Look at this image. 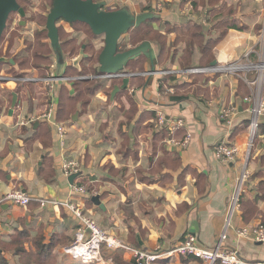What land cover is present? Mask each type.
Here are the masks:
<instances>
[{"label": "crops", "instance_id": "1", "mask_svg": "<svg viewBox=\"0 0 264 264\" xmlns=\"http://www.w3.org/2000/svg\"><path fill=\"white\" fill-rule=\"evenodd\" d=\"M104 1L109 10H114L110 7L114 0ZM145 1L152 2L151 12L159 16L158 20L150 23L151 26L166 37L165 53L161 61L158 60V45L150 43L156 54L158 72L179 69L173 60L179 58L186 48V37L182 32L189 26L201 28V36H198L200 45L216 40L220 34L218 27H225L229 23L237 26L236 29L230 27L214 46L212 54L216 64L239 60L248 50L260 51L262 25L259 18L264 0H241V5L239 2L233 5L230 3L232 0H192L198 6L191 3L190 8L185 6L188 0H181L183 5H179L178 0H173L172 4L171 0ZM162 2L170 5H163ZM238 6L243 8L240 15L249 18L250 23L238 22L240 18L234 10L239 11ZM223 8L230 10L228 16L218 18L217 12ZM129 10L138 15L143 8L137 5L135 9ZM251 12H255L253 17H250ZM164 24L174 29L166 34ZM99 44L96 43V48L101 47ZM21 45L17 53L23 50V41ZM17 53L14 51V54ZM199 53V48H195L194 62L197 64H200ZM251 59L255 60L256 55ZM72 61L69 63L71 66ZM143 68V72L148 71L147 61ZM52 69L56 71L54 63L47 75ZM26 72L24 74L39 75L36 71ZM6 73L5 68L0 71V75L11 76ZM188 77L169 79L159 74L140 76L145 82L142 86L138 84L139 78L129 81L126 97L134 100L137 113L125 131L126 137L123 138L114 130L113 140L120 147V153L115 152V147L106 150L103 141H107L108 136H103V141L99 139V133L92 126L95 123L87 122V117L80 116L81 106L76 110L77 121L72 126L63 123V145L55 128L45 122L34 121L30 126L21 125L20 129H16L14 119H19V125L20 121L25 120L20 115L24 113L25 102L30 97L27 88L29 84L16 85L11 81L1 83L0 197L10 191H21L35 202L42 199L76 204L86 216L97 221L101 229L129 247L146 252H154L159 247L167 249L175 246L187 235L197 237L206 248H213L225 228L228 204L245 165L249 113L243 99L251 90L232 77L206 76L194 80ZM160 80L163 81L162 90H158ZM31 86H39L48 102L42 86ZM18 87L22 89L16 93ZM59 93L60 85L54 91V118ZM123 93L115 99L124 100ZM13 94L16 95V104L10 116L8 95L13 99ZM96 96L101 100L99 103H108L104 93L98 92ZM115 99L109 103L117 106ZM122 106H117L118 110H127L128 101L127 105ZM222 106L236 107L230 125L221 123L218 118ZM159 113L163 114L164 126L168 128L175 121L181 120L184 126L180 132L190 136L188 144L181 149L170 146L167 139L163 141L165 150L178 153L179 164L176 168L159 166L164 153L153 151L152 139L156 130L150 126L156 123L152 116ZM27 115L30 116V112ZM120 121L122 114L118 123ZM260 124H264V117ZM44 129L47 130V142L51 143L47 148L42 145ZM180 132L178 137L171 139L181 141L183 138L180 139ZM258 134V139L264 136V133ZM222 140L234 144L239 150L230 162H221L216 158L215 146ZM263 156L262 145V149L257 148V156L246 162L249 179L242 195L241 210L233 217L227 233L226 246L236 250L242 259L249 262L264 261V243L239 238L237 231L264 224ZM46 157L51 159V169L54 171L50 179H44L38 174L39 168L46 166ZM71 158H77L80 168V175L73 185H69L60 171L62 162ZM106 163H110L107 168ZM76 182L80 185H76ZM79 187H84V194L75 192L74 189ZM93 197L99 198L100 206L92 202ZM76 225V218L59 206L42 208L36 204L28 207L3 205L0 207V240L9 242L16 238L23 242L25 253H29L36 252L34 242L40 238L42 251L39 257L31 260L2 250L0 256L6 264H77L64 254L65 247L74 240ZM105 255L113 259V264H133L131 256L122 251L106 252ZM156 264L206 263L194 258H172Z\"/></svg>", "mask_w": 264, "mask_h": 264}, {"label": "built area", "instance_id": "2", "mask_svg": "<svg viewBox=\"0 0 264 264\" xmlns=\"http://www.w3.org/2000/svg\"><path fill=\"white\" fill-rule=\"evenodd\" d=\"M261 45L260 51L248 50L241 59L236 61H229L210 65L205 67H194L189 69H169L159 71L157 74L163 77L180 78L190 75H204V76H221L232 77L241 81L245 86L250 88L251 93L243 99V102L248 105L249 125H248V143L245 154L251 148L252 141L258 130L261 118L264 117V31L260 37ZM256 55V59L251 57ZM136 74L117 73L116 75L96 74L86 76L65 77L62 74H56L54 69L46 76H39L36 74H23L18 77L0 75V84L4 82H13L16 85H40L44 88L48 96V102L44 112L37 118L20 121V125H29L34 121H42L54 127L63 145L65 135L64 124L58 123L54 118L55 100L54 91L56 86L64 83H73L77 80H92L108 84L111 80H122L125 77L129 79ZM139 76L150 77L156 74H149L143 72L137 74ZM236 113V107L228 106L219 108L218 118L221 123L230 125L233 115ZM158 126L165 125V118L163 114L156 115ZM184 123L177 120L171 124L169 130L176 132L183 128ZM190 140L189 134L185 135L181 141L168 139L167 142L175 149L184 148ZM239 153L238 148L234 144L222 140L215 146V155L221 162H230ZM61 173L68 178L72 174L78 173L76 164L70 160H64L60 166ZM249 179V173L246 169V162L242 173L237 180L236 189L231 197L226 214L225 228L220 235L217 243L213 248H206L201 244L197 237L187 235L175 246L167 249L162 247L157 248L154 252H146L140 249L131 248L122 241L116 239L103 229L98 224L86 216L78 205L67 202H55L40 199L37 202L40 207L45 208L49 205L59 206L68 210L78 223V228L74 234L73 242L65 247L64 254L74 262L80 264H113L111 257L106 256L105 253L122 251L131 256L134 264H156L159 261H164L172 258L186 259L194 257L202 260L206 264H264V261L249 262L240 257L236 250L230 249L226 246L227 233L231 225V221L240 208V197L244 192L245 184ZM75 192L84 194L85 190L82 187L75 188ZM34 199L21 191H10L0 197V207L3 205L15 207H27ZM237 236L246 240H251L254 243H264V224H258L254 227H244L237 231Z\"/></svg>", "mask_w": 264, "mask_h": 264}, {"label": "trees", "instance_id": "3", "mask_svg": "<svg viewBox=\"0 0 264 264\" xmlns=\"http://www.w3.org/2000/svg\"><path fill=\"white\" fill-rule=\"evenodd\" d=\"M53 2V1H52ZM194 6H198L197 4H194ZM152 9L150 6H145L142 10V12H151ZM230 10L227 8H223L220 9V11L217 12V17L221 18L222 16L226 15L228 16V12ZM154 20H158V19H153L151 21H147L143 24H141L138 28H135L131 31H129L125 38L123 39V43L119 45L118 48V52H124L130 48L136 47L139 44L143 43V42H154L158 45V60H162V57L165 53V47H166V37L164 35H162L161 33H159V30L154 29L153 26H151V22H153ZM74 25H79V26H83V27H87L84 24H80V23H74L71 24V27ZM167 24H164L165 28H164V32L170 33L174 28L169 27ZM236 29L237 26H235L234 24H226L225 27H218L217 31L220 32L219 36L217 37L216 40L214 41H208L207 43H204L203 45H200V41L198 36H201L202 30L201 28H196L195 26H189L187 27L182 34L185 35V45L186 48L185 50L182 52L181 56L177 59H174L173 62L177 63V65L179 66V69H189V68H194V66L197 65H205V66H210L211 63L213 62V54H212V50L214 48V46L217 44L218 41H220L225 32L229 29ZM88 28V27H87ZM18 30H22L23 28L18 27ZM89 29V28H88ZM196 30H198V32L196 33ZM90 31V30H89ZM91 33V31H90ZM47 32L45 29L41 30L40 32H35L34 35H32L31 38H25L23 39V45L24 48L20 53L17 54H11L12 51V43L9 41V44L6 48H2L0 49V58H8V59H13L14 65H9V64H0V71L5 68L8 75H11L12 77H18L23 75L24 73H27L26 71H36L39 73V76H46L47 73H49L50 71V67L53 65L52 62V57L54 55L50 45L46 42L47 41V36H46ZM5 36V35H4ZM4 36L1 37L0 39V44L4 38ZM92 41H96L99 39L98 36H94L92 33L90 34V36ZM60 42V49L62 52V56L64 59V65H63V72H60V74H62L65 77H71L68 76L69 72L73 73L72 76H86V75H96L99 73L98 71V56L99 53L102 50V43L103 40L100 39V44L101 47L96 48L95 44H92V42H82L80 44H76V39L75 38H71L69 40H65V41H59ZM82 46H85L84 48V54L86 55V57L82 60L81 64H80V71L78 72L77 70H75L69 63L76 57H78L79 52L82 48ZM195 48H199V56H200V64H197L196 62H194V50ZM162 55V56H161ZM147 60L143 57V56H138L137 58L129 61L126 65V72L130 73V74H136L134 75L132 78H130V80H135L138 79L140 80L138 84H140V86L144 85V79H140V76L137 74H141L144 71V64ZM205 66H197V67H205ZM55 69L57 70V67H55ZM100 74V73H99ZM203 78L206 77L204 75H190L188 78L189 80H194L196 78ZM167 78H173L171 76L167 77ZM129 80V81H130ZM162 80L159 81L158 84V90H162ZM122 84V80H111L110 83L105 84V83H97L95 81L92 80H77L75 82L72 83L71 87H67L63 86L64 84L60 85V92H63V89L65 90L66 87V100L74 103L75 107L78 106V104L82 107V108H87L90 105L91 102V98L94 97L96 95V93L98 92H104L105 91V95L107 97V102L109 103L110 101V93L113 90L115 85H121ZM68 86V85H67ZM187 85H185L186 87ZM31 84L28 85V94L31 95ZM22 87H18L16 89V93H18V90H21ZM69 89H73L75 92V95L71 96L69 94H67V92L69 91ZM125 94H124V93ZM123 93L124 96L127 95L126 93V89L124 91L119 92L115 98H118L120 96V94ZM60 94V93H59ZM122 94V95H123ZM114 98V99H115ZM11 100H12V96L8 95V107L11 104ZM117 99H115L116 101ZM127 100L129 103V108L127 110H118L121 114H122V121H120L118 123V128H117V133L119 135H121L123 138L126 137V133L125 131L128 130L132 120L134 119V116L137 113V107L135 105L134 100L127 96ZM2 106V103L1 105ZM63 106V107H62ZM76 111V110H75ZM66 107L64 105V101H60V99L58 98V103H57V109H56V114H55V119L57 122H60L59 117H63L66 114ZM68 116V115H66ZM153 119H155L154 124H151L150 128L156 130L155 133L153 134V139H152V147H153V151H163L164 156L163 158H161V160L159 161V166L160 165H165L167 167H172V168H176L178 167V161H179V157H178V153H172V152H168L167 150L164 149V140H168L174 137H178V132L183 131L182 129H180L177 132H171L169 130L168 127L166 126H156L157 125V121H156V116L153 115L152 116ZM62 123V122H60ZM63 124V123H62ZM182 136L180 139H182L184 137V133L180 132ZM258 133L263 134L264 133V124H259L258 126V130L257 133L255 135L256 139L258 137ZM42 145L44 148H47L51 145L50 141L47 142V140L45 139V137L42 139ZM262 159H264V156L262 157ZM46 163L45 168H39L38 174H41L44 179H50L53 175H54V171L51 169L52 166V161L50 158H45V162L44 165ZM76 185H80V183H75ZM242 195L240 197V208L239 211L241 210V203H242ZM36 204L37 206L40 207L38 202L32 201L30 204H28V206L30 205H34ZM27 206V207H28ZM78 228V223L76 225V229ZM34 245H36V252H29V253H25L24 249H23V242L20 240H17L16 238L12 239L9 242H5L3 240H0V250L6 252H10L13 255H20V257H25L24 259H35L36 257H39L41 251H42V244H41V239L38 238V240L36 242H34ZM47 249V248H46ZM189 258H194V257H188L186 259ZM197 259V258H194ZM113 260V259H112ZM115 260V259H114ZM200 260V259H198ZM165 261V260H164ZM162 262V261H159ZM201 262H203L201 260ZM77 264H80L78 262H76ZM0 264H6L4 258L2 256H0ZM42 264V263H40ZM47 264V263H46ZM134 264V263H133ZM215 264H220V263H215Z\"/></svg>", "mask_w": 264, "mask_h": 264}, {"label": "water", "instance_id": "4", "mask_svg": "<svg viewBox=\"0 0 264 264\" xmlns=\"http://www.w3.org/2000/svg\"><path fill=\"white\" fill-rule=\"evenodd\" d=\"M106 2H94L93 0H53L52 7L46 16L45 30L47 32V40L54 53L56 61V74H60L63 69L64 59L60 49L59 32L57 22L63 21L68 24L80 23L86 25L94 36L103 37V48L98 56V71L100 74L116 75L117 73L126 72V65L129 61L143 56L147 60L148 73L157 74L156 54L149 42H143L136 47L130 48L124 52H118L119 45L123 43L126 34L138 28L141 24L158 19L159 16L152 12H144L133 15L127 7L105 11L103 8ZM17 13L24 18L25 13L18 5L16 0H0V39L6 28L7 19L10 14ZM84 46H82L80 54L72 61V67L80 71V63L86 57L84 54ZM0 64L13 65L11 59L0 58ZM211 65H216L213 61ZM129 78L122 79L120 86L115 85L110 93V101L115 96L127 89ZM16 104V95L13 94L10 110L8 114L11 116ZM73 122L77 121V115L73 116ZM80 174H72L67 178L69 185H73L74 180ZM92 202L100 206L99 198L93 197ZM2 252L0 251V255Z\"/></svg>", "mask_w": 264, "mask_h": 264}, {"label": "rangeland", "instance_id": "5", "mask_svg": "<svg viewBox=\"0 0 264 264\" xmlns=\"http://www.w3.org/2000/svg\"><path fill=\"white\" fill-rule=\"evenodd\" d=\"M52 1L53 0H17L18 5L24 10L25 16H24V18H20V16L17 13H13L9 16L7 23H6V28H5L4 33L2 35V36H4V35L5 36H4V38L0 44V49L6 48L9 44V41H10L13 45L11 54H14V51H15V53H17V51H19L22 48L21 43H22L23 39L31 38L30 36L34 35L35 32H40L41 30L45 29L46 16L52 7ZM93 1L99 2L100 0H93ZM101 1H103V0H101ZM157 2H159V1L157 0ZM157 2H156V5L158 4ZM172 2H174V1L171 0L170 4H172ZM181 2H182L181 0H178L179 5H183ZM238 2L241 5V0H232L230 3H232L233 5H236ZM162 3H163V5H170L167 2H162ZM191 3H192V0L191 1L188 0V2L186 3L185 6L190 8V7H192ZM137 5H139L142 9L145 6L151 7L153 4H152V2H150V1L146 2L145 0L144 1L143 0H114L113 4L110 5V7L114 8V9L115 8L121 9V8L127 7L128 9L133 10V9H135V7ZM238 8H239V11L237 9L232 8L235 10L237 16H239L238 18H240V19H238V22L239 23L240 22H249L250 21V20H248L249 18H244L240 15L243 8L241 6H238ZM262 9H263V12L261 14V18H259L260 24L262 25V28H260L261 34L264 31V1H263ZM251 13L252 14L250 15V17H253L252 15L255 12H251ZM18 27L23 28V29L18 30L17 29ZM57 27H58V31H59V41L60 40L65 41V40H69L71 38H75L76 44H80L82 42H92V44L96 45V43L99 44L98 41H100V39H102V37H99L98 40L92 41L91 37H89L91 33L87 27H83V26H79V25H74L72 27H68L62 21L57 22ZM46 42L49 44L48 40ZM99 46H100V44H99ZM52 62L54 63V66H55V56L54 55L52 57ZM5 71H6V69H5ZM61 72H63V71H61ZM72 75H73V73L69 72L68 76H72ZM97 83H99V82H97ZM68 84L69 83H64L63 86H66L68 89V87H70V86H67ZM66 87H65V90L63 89V92H60L59 99L61 102L64 101V105L66 107V113L65 114L68 116L65 115L63 117H59V119H60V122L67 124L68 126H72L73 125L72 117L75 115V113L77 112L75 110H77L78 106H80V105L78 104V106L75 107L74 103H71V102L66 100V98H67V96L65 94ZM30 88L32 89L31 95H29L30 97L28 98L27 103L25 102L24 113L20 115L21 117H24L25 120H29L31 118H34V119L37 118L40 114H42L44 112V110L46 109V106H47L46 96L43 94V91H41L40 87L39 86H31ZM70 90H72V91L70 92ZM103 93L105 94V91ZM67 94H70L73 96V95H75V92L73 91V89H69ZM123 97H124V100L119 98L116 101L117 106H119V105L122 106V104L124 106L127 105V101H128L127 97L126 96H123ZM90 100H91V102H90L91 106L89 108H82L80 116L87 117V122L95 123V125L92 124V126L95 128V131L97 130V133H99V139L100 140H102L103 136H105V135L108 136L109 139L107 141L102 140L103 146L106 148V150H109L110 148L115 147L114 148V150L116 149L115 152L120 153L121 152L120 147L117 146L115 144V141L113 140V137H115V134H114L115 131L114 130H117L118 120L121 117V114L118 111L119 107H117L115 105V103L112 104L111 102L106 103V104L99 103L101 100L96 95L94 97H92ZM28 112H30V114H31L30 116L27 115ZM18 122H19V119H17V117H16L13 121V124L15 125L16 129L21 128V125H19ZM17 124L19 126H17ZM43 131H44L45 139L47 140V130L44 129ZM252 142L253 143L251 144V148H250V151L248 153V156L246 154L244 156V162H247L249 159H253V157L257 156V148L259 147L262 149V145L264 146V136L259 138V139L257 137ZM104 152H106V151H104ZM71 160L76 164V169L79 172L80 168H79L77 158L76 159L71 158L70 161ZM105 165H106L105 168H107V167H109L110 163H106ZM83 189H84V187H83ZM91 219H93V218H91ZM95 222H97V221H95ZM72 264H74V263H72Z\"/></svg>", "mask_w": 264, "mask_h": 264}, {"label": "flooded vegetation", "instance_id": "6", "mask_svg": "<svg viewBox=\"0 0 264 264\" xmlns=\"http://www.w3.org/2000/svg\"><path fill=\"white\" fill-rule=\"evenodd\" d=\"M17 1V0H16ZM104 1V0H103ZM99 2H101V0L99 1ZM105 2V1H104ZM21 8V7H20ZM103 10H105V11H114V10H118V9H114V10H109L108 8H107V5L103 8ZM142 13H144V12H142ZM11 15V14H10ZM9 15V16H10ZM134 15V14H133ZM9 18V17H8ZM21 18V17H20ZM8 20V19H7ZM63 22V21H62ZM63 23H65V22H63ZM68 27H71V24H68V23H65ZM59 32V31H58ZM98 37H102V36H98ZM125 38V37H124ZM123 38V39H124ZM101 40H103V37H102V39ZM102 45H103V43H102ZM85 47V46H84ZM102 48H103V46H102ZM81 51V50H80ZM79 54H80V52H79ZM100 54V53H99ZM79 56V55H78ZM77 58V57H76ZM82 62V61H81ZM81 64V63H80ZM55 67H56V61H55ZM99 67V66H98Z\"/></svg>", "mask_w": 264, "mask_h": 264}]
</instances>
